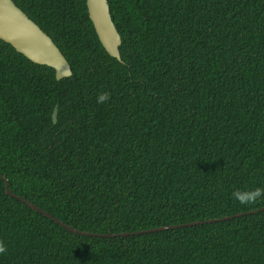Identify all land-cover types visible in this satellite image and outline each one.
<instances>
[{"label": "trees", "instance_id": "1", "mask_svg": "<svg viewBox=\"0 0 264 264\" xmlns=\"http://www.w3.org/2000/svg\"><path fill=\"white\" fill-rule=\"evenodd\" d=\"M12 2L72 73L57 80L0 40V175L14 195L90 234L264 207L232 196L264 187V0H107L120 61L85 0ZM4 180L0 264H264V210L101 238L9 197Z\"/></svg>", "mask_w": 264, "mask_h": 264}, {"label": "water", "instance_id": "2", "mask_svg": "<svg viewBox=\"0 0 264 264\" xmlns=\"http://www.w3.org/2000/svg\"><path fill=\"white\" fill-rule=\"evenodd\" d=\"M88 17L93 25L94 31L97 38L108 53V55L116 60L120 61L119 46L121 44L120 35L112 21L109 5L107 0H85ZM0 40L9 44L16 52L23 55L33 64L47 66L52 68L55 73V78L61 80L71 76V69L61 54L59 49L32 20H30L24 12H22L12 0H0ZM57 110L56 107L52 113L53 123L56 121ZM0 178H4L0 175ZM5 183V193L9 197L15 198L32 210L48 217L53 220L56 224L62 226L67 231L84 235V236H97L101 238H116V237H127L142 234L144 232H158L167 230L169 228L184 227L196 225L199 223H213L219 221H226L233 217H240L247 214H254L261 212L264 207L252 210L247 213H240L235 216L223 217L219 219H210L204 222H194L184 225H178L175 227H159L150 229L147 231H137L132 233H121V234H90L74 229L73 227L66 225L52 215L40 210L35 205L26 201L22 197L14 195L8 188L7 182Z\"/></svg>", "mask_w": 264, "mask_h": 264}, {"label": "clouds", "instance_id": "3", "mask_svg": "<svg viewBox=\"0 0 264 264\" xmlns=\"http://www.w3.org/2000/svg\"><path fill=\"white\" fill-rule=\"evenodd\" d=\"M111 99L109 92H102L97 96V103L103 104ZM233 199L241 205H254L257 201L264 200V187H257L253 190L237 189L232 193ZM8 249L3 241H0V255L7 253Z\"/></svg>", "mask_w": 264, "mask_h": 264}]
</instances>
